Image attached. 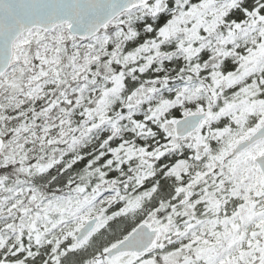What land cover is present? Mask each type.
I'll use <instances>...</instances> for the list:
<instances>
[{
  "label": "snow or ice",
  "instance_id": "obj_1",
  "mask_svg": "<svg viewBox=\"0 0 264 264\" xmlns=\"http://www.w3.org/2000/svg\"><path fill=\"white\" fill-rule=\"evenodd\" d=\"M0 264H264V0H0Z\"/></svg>",
  "mask_w": 264,
  "mask_h": 264
}]
</instances>
